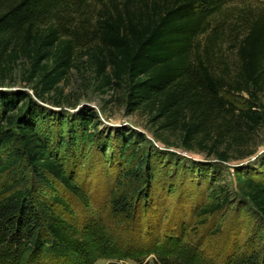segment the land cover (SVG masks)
I'll return each mask as SVG.
<instances>
[{"label":"trees","instance_id":"obj_1","mask_svg":"<svg viewBox=\"0 0 264 264\" xmlns=\"http://www.w3.org/2000/svg\"><path fill=\"white\" fill-rule=\"evenodd\" d=\"M95 1L0 0V79L26 61L37 81L35 99L0 85V264H94L98 236L114 255L183 264L159 253L175 178L155 175L143 133L122 137L119 153L135 161L105 175L103 211L81 212L98 200L78 175L94 137L85 130L99 118L93 109L71 122L55 116L60 130L37 102L58 90L79 50L102 87L124 85L127 111L145 115L165 145L226 163L251 156L264 126L263 1ZM199 178V194L181 180L179 201L200 216L224 208L229 197L206 202L210 186ZM238 189L264 223V169L247 171ZM224 264H264V239L237 246Z\"/></svg>","mask_w":264,"mask_h":264},{"label":"rangeland","instance_id":"obj_2","mask_svg":"<svg viewBox=\"0 0 264 264\" xmlns=\"http://www.w3.org/2000/svg\"><path fill=\"white\" fill-rule=\"evenodd\" d=\"M93 1L98 4V1ZM258 1L264 2V0ZM235 4L240 2L236 1ZM31 74L29 64L26 61H20L7 79H0V85L7 92H26L35 99L37 81ZM125 100L124 85L113 84L110 87H102L88 51L79 50L74 66L67 72L58 90L49 95L44 102L37 101L49 111V116L53 114L52 118L56 116L71 122L85 109H93L99 118L97 129L85 130V133H92L94 137L83 148L81 171L78 177L79 180H85L89 184L91 194L98 190L96 194L98 200L93 204L100 205L101 209L95 208L92 204V206L83 207L81 212L90 216L103 211L104 196L102 195H104L106 182L105 175L111 176L117 164L135 161L134 156L119 153L118 146L121 144L122 137L130 131L141 132L147 141L140 148H143L145 152L151 148L155 175L167 176V179H171L172 176L175 178L173 179L175 185L171 186L172 192L168 196L167 211L164 213L162 235L165 243H162L159 253L178 259L183 264H224L225 258L237 246L243 247L249 240L260 244L264 239V223L247 204V200L240 198L238 184L247 171L264 169V126L256 136L252 146L254 153L251 156L219 163L202 152L187 151L178 146L162 143L154 137L148 118L140 112L129 113ZM237 100L241 102L242 99L239 96ZM54 120L53 124L56 128L65 129L61 125L63 122L59 123L56 118ZM74 123L77 124V122ZM117 151L119 158H115L114 155ZM192 176L200 177L198 181L203 179L206 187L210 186L206 202L220 201L224 197H229L228 204L214 214L200 216L198 211L191 213L189 211L191 203L188 202L189 200H186L187 203L180 202L179 193L183 192L180 190L181 180L185 179L188 186L195 188L196 194L203 192L196 183L192 184ZM210 180L212 183L209 185ZM221 190H224L223 194L216 196L222 193ZM193 198L192 204L196 201V198ZM186 207L188 209H185ZM182 210H184L183 213H180ZM180 219H182L181 224L177 225ZM95 240L99 248L97 252L95 251L98 258L94 264H154L152 255L145 259L141 256L142 260L136 262L132 255L131 258L122 257L123 252L120 253L121 256L112 254L114 248V252H117V246L109 244L104 236H98ZM120 250L123 249L120 248Z\"/></svg>","mask_w":264,"mask_h":264}]
</instances>
